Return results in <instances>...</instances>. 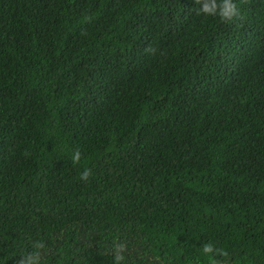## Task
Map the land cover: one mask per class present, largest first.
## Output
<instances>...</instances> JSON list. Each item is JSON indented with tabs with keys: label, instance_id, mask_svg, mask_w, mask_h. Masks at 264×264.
<instances>
[{
	"label": "trees",
	"instance_id": "1",
	"mask_svg": "<svg viewBox=\"0 0 264 264\" xmlns=\"http://www.w3.org/2000/svg\"><path fill=\"white\" fill-rule=\"evenodd\" d=\"M204 2L0 0V264H264V0Z\"/></svg>",
	"mask_w": 264,
	"mask_h": 264
},
{
	"label": "clouds",
	"instance_id": "2",
	"mask_svg": "<svg viewBox=\"0 0 264 264\" xmlns=\"http://www.w3.org/2000/svg\"><path fill=\"white\" fill-rule=\"evenodd\" d=\"M199 11L208 15H219L222 18H231L235 14V7L229 0H223V2L219 5L215 3V0H205V2L201 5ZM80 158V152L78 150H74L72 154V160L78 161ZM88 170L85 169L81 173V179L86 180L88 178ZM205 253H211L213 251L211 244H206L203 248ZM121 259L120 256H116L115 260L118 262ZM211 259V257H209Z\"/></svg>",
	"mask_w": 264,
	"mask_h": 264
},
{
	"label": "bare ground",
	"instance_id": "3",
	"mask_svg": "<svg viewBox=\"0 0 264 264\" xmlns=\"http://www.w3.org/2000/svg\"><path fill=\"white\" fill-rule=\"evenodd\" d=\"M264 211V210H263ZM234 217V216H233Z\"/></svg>",
	"mask_w": 264,
	"mask_h": 264
}]
</instances>
